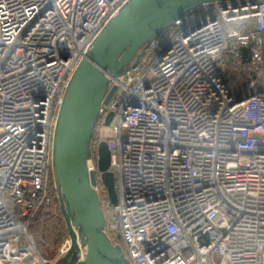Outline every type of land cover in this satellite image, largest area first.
<instances>
[{
	"label": "built area",
	"instance_id": "built-area-1",
	"mask_svg": "<svg viewBox=\"0 0 264 264\" xmlns=\"http://www.w3.org/2000/svg\"><path fill=\"white\" fill-rule=\"evenodd\" d=\"M129 1L0 0V264L53 263L29 228L54 205L57 116ZM164 35L110 77L100 111L88 161L107 234L131 264H264V0L204 4ZM102 140L116 206L98 172Z\"/></svg>",
	"mask_w": 264,
	"mask_h": 264
},
{
	"label": "water",
	"instance_id": "water-1",
	"mask_svg": "<svg viewBox=\"0 0 264 264\" xmlns=\"http://www.w3.org/2000/svg\"><path fill=\"white\" fill-rule=\"evenodd\" d=\"M225 1L233 0H131L88 49L65 91L53 134L52 177L71 246L52 264H131L107 234L95 188L98 175L88 161L100 111L115 93L110 77L120 78L137 68L151 44L192 10ZM112 118L113 114L106 118V126ZM97 161L109 201L116 206L115 175L105 140L98 145Z\"/></svg>",
	"mask_w": 264,
	"mask_h": 264
},
{
	"label": "trees",
	"instance_id": "trees-1",
	"mask_svg": "<svg viewBox=\"0 0 264 264\" xmlns=\"http://www.w3.org/2000/svg\"><path fill=\"white\" fill-rule=\"evenodd\" d=\"M165 36V35H164ZM229 81L234 84V78L229 75ZM99 135L95 133L93 142H98ZM55 192L54 205L42 210L29 228V233L34 237V243L42 256H47V250L58 249L64 241L69 239V231L62 216ZM47 251V252H46Z\"/></svg>",
	"mask_w": 264,
	"mask_h": 264
},
{
	"label": "rangeland",
	"instance_id": "rangeland-1",
	"mask_svg": "<svg viewBox=\"0 0 264 264\" xmlns=\"http://www.w3.org/2000/svg\"><path fill=\"white\" fill-rule=\"evenodd\" d=\"M66 241H64L63 244H65ZM63 244L56 250H50V249L47 250L48 251V252L46 251L47 256L44 255L43 257L49 261L51 260L54 263L55 261H57V258L61 255V249L64 246ZM42 255H43V253H42Z\"/></svg>",
	"mask_w": 264,
	"mask_h": 264
},
{
	"label": "flooded vegetation",
	"instance_id": "flooded-vegetation-1",
	"mask_svg": "<svg viewBox=\"0 0 264 264\" xmlns=\"http://www.w3.org/2000/svg\"><path fill=\"white\" fill-rule=\"evenodd\" d=\"M100 131H101V128H100L99 123H98L96 130H95V133L97 134V136L99 135Z\"/></svg>",
	"mask_w": 264,
	"mask_h": 264
},
{
	"label": "bare ground",
	"instance_id": "bare-ground-1",
	"mask_svg": "<svg viewBox=\"0 0 264 264\" xmlns=\"http://www.w3.org/2000/svg\"><path fill=\"white\" fill-rule=\"evenodd\" d=\"M109 77V76H108Z\"/></svg>",
	"mask_w": 264,
	"mask_h": 264
}]
</instances>
